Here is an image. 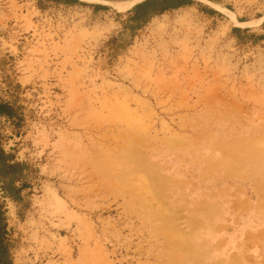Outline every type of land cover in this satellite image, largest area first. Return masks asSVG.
Segmentation results:
<instances>
[{
  "label": "rangeland",
  "instance_id": "374dc122",
  "mask_svg": "<svg viewBox=\"0 0 264 264\" xmlns=\"http://www.w3.org/2000/svg\"><path fill=\"white\" fill-rule=\"evenodd\" d=\"M215 2L129 34L111 13L0 0L12 264H264V39L229 31L264 0Z\"/></svg>",
  "mask_w": 264,
  "mask_h": 264
},
{
  "label": "crops",
  "instance_id": "0c3cea01",
  "mask_svg": "<svg viewBox=\"0 0 264 264\" xmlns=\"http://www.w3.org/2000/svg\"><path fill=\"white\" fill-rule=\"evenodd\" d=\"M42 5H54V6H68V7H84L91 14H104L111 13L113 15L120 16L123 20V29L131 33L140 31L153 17L156 15L173 9L194 7L199 10L200 14L208 18H215L218 16V11L214 7H218L215 4V0H204L206 7H201L197 4H193L192 0H131L134 1L128 8L124 10H116L108 2H122L130 0H38ZM211 2V3H207ZM176 5L175 8H166L169 5ZM213 6V7H212ZM262 15V14H261ZM264 16V15H263ZM261 16V17H263ZM258 17V16H257ZM256 17L246 20H237V22H245L254 20ZM257 19V18H256ZM238 24V23H237ZM229 31L232 37L240 43H257L264 39V19L255 25L239 26L235 23L230 25ZM13 106L9 102H6L0 97V119L13 118L14 110ZM17 161L10 154L7 153L0 147V184L5 186L6 195L11 200L18 199L19 186L15 185L20 181L21 176L17 174ZM21 185V184H20ZM10 256L5 258L4 264H12L11 260L9 263ZM0 264H3L0 256Z\"/></svg>",
  "mask_w": 264,
  "mask_h": 264
},
{
  "label": "trees",
  "instance_id": "16d2710c",
  "mask_svg": "<svg viewBox=\"0 0 264 264\" xmlns=\"http://www.w3.org/2000/svg\"><path fill=\"white\" fill-rule=\"evenodd\" d=\"M37 2H39L38 0H36ZM177 7L176 5L172 4V5H169V6H166V8H175ZM19 163L17 162V170L19 169ZM17 174H18V171H17ZM2 189L5 193V186H2ZM6 194V193H5ZM7 196V195H6ZM8 196H12L11 194L8 195ZM5 233H6V224H5V220L3 218V212H2V207L0 205V256L2 258V262L4 264V260L7 256H9V253H8V248H7V245H6V242H5ZM9 263H10V259H9Z\"/></svg>",
  "mask_w": 264,
  "mask_h": 264
},
{
  "label": "bare ground",
  "instance_id": "6f19581e",
  "mask_svg": "<svg viewBox=\"0 0 264 264\" xmlns=\"http://www.w3.org/2000/svg\"><path fill=\"white\" fill-rule=\"evenodd\" d=\"M136 1V0H134ZM134 1H124V3L122 2H117V1H113V2H108L113 8H115L116 10H124L126 8H128Z\"/></svg>",
  "mask_w": 264,
  "mask_h": 264
},
{
  "label": "built area",
  "instance_id": "2783aa9c",
  "mask_svg": "<svg viewBox=\"0 0 264 264\" xmlns=\"http://www.w3.org/2000/svg\"><path fill=\"white\" fill-rule=\"evenodd\" d=\"M0 195H5L6 196V194L4 193L3 189H1V188H0Z\"/></svg>",
  "mask_w": 264,
  "mask_h": 264
}]
</instances>
